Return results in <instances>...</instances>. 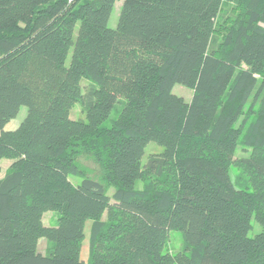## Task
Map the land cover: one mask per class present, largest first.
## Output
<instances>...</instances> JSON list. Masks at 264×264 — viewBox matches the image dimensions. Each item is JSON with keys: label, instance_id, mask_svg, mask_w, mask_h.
I'll use <instances>...</instances> for the list:
<instances>
[{"label": "trees", "instance_id": "obj_1", "mask_svg": "<svg viewBox=\"0 0 264 264\" xmlns=\"http://www.w3.org/2000/svg\"><path fill=\"white\" fill-rule=\"evenodd\" d=\"M0 264H264V0H0Z\"/></svg>", "mask_w": 264, "mask_h": 264}, {"label": "rangeland", "instance_id": "obj_2", "mask_svg": "<svg viewBox=\"0 0 264 264\" xmlns=\"http://www.w3.org/2000/svg\"><path fill=\"white\" fill-rule=\"evenodd\" d=\"M234 4L233 3H222L220 7V11L215 19V32L211 36V40L208 46L209 51L214 50L217 45L221 42V38L223 35V28L224 26H229L227 20L235 19V14L233 12ZM77 29V28H76ZM258 80H261L258 78ZM81 93H82V105H76L70 112V119L77 121L83 120V110L92 102V92L94 90V86L90 84L86 80H82L81 83ZM124 101L120 100L118 103L115 104L114 108L110 112L108 118L102 124V127L108 128L110 127V123L115 120L123 107ZM241 118L239 119V121ZM238 121V123H239ZM161 152V147L153 143H149L144 149V155L142 157L141 163L145 164L151 157L159 154ZM250 153V149L238 147L236 150L235 156L236 158L247 156ZM85 168L89 171V175L92 179H97L100 173L99 168L92 164L91 162L85 161L84 163ZM236 183L239 187L243 189H247L250 191L249 184L242 175L236 172ZM143 187L141 182H136L135 189L141 190ZM91 225V221H87L84 229V240L82 242L83 253H87L88 246H89V228ZM54 247V244L50 242L48 244V252L51 251ZM184 248V238L182 233L178 231H169L167 233L166 243L163 249L164 253H169L174 255L180 252Z\"/></svg>", "mask_w": 264, "mask_h": 264}]
</instances>
